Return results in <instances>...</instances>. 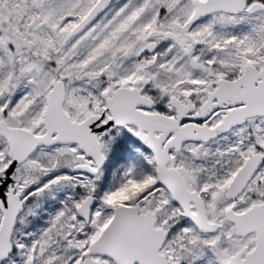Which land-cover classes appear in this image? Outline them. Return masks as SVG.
<instances>
[{"label": "snow or ice", "instance_id": "snow-or-ice-1", "mask_svg": "<svg viewBox=\"0 0 264 264\" xmlns=\"http://www.w3.org/2000/svg\"><path fill=\"white\" fill-rule=\"evenodd\" d=\"M0 264H264V0H0Z\"/></svg>", "mask_w": 264, "mask_h": 264}]
</instances>
